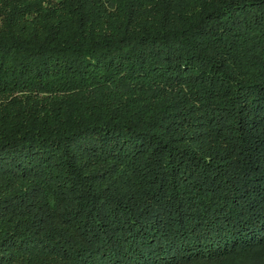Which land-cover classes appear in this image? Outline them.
I'll list each match as a JSON object with an SVG mask.
<instances>
[{"label":"trees","instance_id":"obj_1","mask_svg":"<svg viewBox=\"0 0 264 264\" xmlns=\"http://www.w3.org/2000/svg\"><path fill=\"white\" fill-rule=\"evenodd\" d=\"M0 264H264V0H0Z\"/></svg>","mask_w":264,"mask_h":264}]
</instances>
